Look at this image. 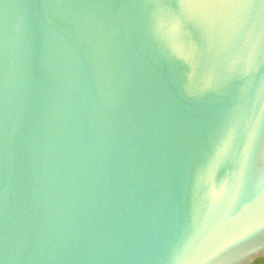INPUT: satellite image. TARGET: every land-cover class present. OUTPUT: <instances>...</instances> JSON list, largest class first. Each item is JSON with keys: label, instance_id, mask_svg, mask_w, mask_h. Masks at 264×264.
Here are the masks:
<instances>
[{"label": "water", "instance_id": "obj_1", "mask_svg": "<svg viewBox=\"0 0 264 264\" xmlns=\"http://www.w3.org/2000/svg\"><path fill=\"white\" fill-rule=\"evenodd\" d=\"M264 258V0H0V264Z\"/></svg>", "mask_w": 264, "mask_h": 264}, {"label": "trees", "instance_id": "obj_2", "mask_svg": "<svg viewBox=\"0 0 264 264\" xmlns=\"http://www.w3.org/2000/svg\"><path fill=\"white\" fill-rule=\"evenodd\" d=\"M252 264H264V258H262V259H257V260L254 261Z\"/></svg>", "mask_w": 264, "mask_h": 264}]
</instances>
